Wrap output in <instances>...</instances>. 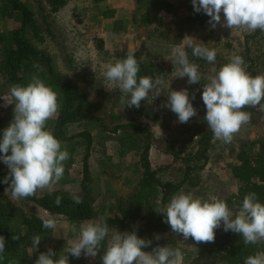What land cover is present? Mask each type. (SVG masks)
<instances>
[{"label": "trees", "instance_id": "16d2710c", "mask_svg": "<svg viewBox=\"0 0 264 264\" xmlns=\"http://www.w3.org/2000/svg\"><path fill=\"white\" fill-rule=\"evenodd\" d=\"M67 1L46 0L52 12L65 6ZM100 1L102 0H95V2ZM0 2L3 4V17L11 18L14 13H18L20 18L19 26L9 34L0 31V75L10 86L16 84L27 86L33 76H38L58 93L61 106L50 130L61 142L62 150H67L69 153L63 178L70 174L77 157L81 161L79 179L75 180L77 186L72 191L68 188H56L41 196L35 194L15 200L10 194L5 193L8 185L0 184V236L6 241L3 264H7L8 259H15L19 264H35L39 255L50 249L44 248L42 242L36 251L32 248L34 235L45 238L53 231L43 228V220L61 219L79 228L80 222L94 220L97 217L94 209L97 192L90 172V152L93 145L90 130L94 128L99 132L104 130L103 119L99 117L102 108L90 103L78 84L59 73L51 55L37 46V43L44 40L43 29L30 5L25 0H0ZM137 6L139 10L143 7H151L160 11H171L173 8L172 5L170 8L165 0H137ZM145 12L147 13V10ZM101 15L106 17L108 14L101 12ZM136 15V11L132 12L133 20H136ZM188 18L191 23L198 25L205 22L203 12L190 11ZM154 19H156L155 15L143 14L138 23L147 24ZM201 43L208 47L205 37ZM184 49L188 53L189 61L199 65V69L210 68V76L215 74L214 69L218 71L228 63L218 56L214 64L209 63L194 57L190 46ZM129 53L134 54L137 59V52L126 49L116 52L115 56L118 60H122L126 59ZM237 55L244 59L246 70L251 76L261 75L264 71V32L255 30L246 34L242 42H239ZM157 70L155 66L140 64L138 77L146 75L155 79ZM208 82L209 80L201 78L198 85L202 91L203 85ZM194 108L197 110V115L193 123L184 124L182 136L167 144L163 153L170 157V162L160 168H153L149 160L152 135L148 127L135 123L113 127V133L119 131L117 140L120 155L132 151L137 158L141 173L132 192L126 198H118L110 209L111 215L101 220L107 222L110 231L115 228L121 233L135 231L139 238L151 240L152 245L142 249L145 252H151L157 244L178 248L177 241L180 235L173 233L170 226L164 222V216L159 214V210L170 202L174 194L183 190L185 193H192L195 197L209 200L207 192L200 186L199 177L200 172L212 158L210 152L214 138L204 119L206 106L203 100H198ZM258 109L259 106L242 109L251 113V124L256 122L255 115ZM75 124H81L84 129L69 134V128ZM2 136L3 133H0V139ZM231 153L233 160L226 162L225 167L231 179L237 183V193L227 200V205L234 213L237 212V206L242 205L244 196L250 192L256 193L258 201L264 204V138L242 140L235 150H231ZM164 175L167 179L162 180ZM57 196L62 198L59 206L55 203ZM73 197H79L82 203L75 204ZM17 218L20 219L19 225L25 228L24 233L13 232L10 228L11 221ZM157 235L161 237L159 241L155 239ZM106 243L107 240L97 254L95 264H102L101 257ZM188 243L195 247V254L187 264H244L248 256L264 251V241L245 245L242 236L232 231L225 232L223 225L215 230L214 242L197 243L189 238ZM62 252H55L57 255L53 259H58ZM84 258L83 254L78 259L69 256V264H86Z\"/></svg>", "mask_w": 264, "mask_h": 264}, {"label": "clouds", "instance_id": "9594fccd", "mask_svg": "<svg viewBox=\"0 0 264 264\" xmlns=\"http://www.w3.org/2000/svg\"><path fill=\"white\" fill-rule=\"evenodd\" d=\"M192 6L196 13L203 12L210 17L208 23L213 29L220 25L231 30L246 27L264 32V0H192ZM189 46L194 57L215 63V49L203 43ZM174 55L173 67L178 77H187L189 85L199 83L202 78L199 65L189 61L184 47L177 45ZM140 64L135 55L129 53L126 59L116 60L115 63L109 61L103 66L105 79L118 86L122 93L120 102L127 108L139 109L150 93L165 86V81L159 77H138ZM213 71L215 74L203 85L204 119L213 132L214 140L231 143L241 127L251 121V113L242 109L259 106L260 110H264V74L251 76L239 55L232 56L230 62ZM10 93L15 100L14 118L0 139V153L3 154L0 161L9 169L3 181L8 185L5 193L10 194L12 199L21 200L34 196L38 190L52 191L63 178L69 153L62 150L61 142L52 131L46 130L47 122L61 106L58 93L38 76H33L27 86L13 85ZM167 96V102L162 107L175 113L179 123H187L197 115L187 88L180 91L169 88ZM61 199L57 196V206ZM73 200L77 205L82 203L79 197H73ZM237 209L234 213L224 200L216 197L205 200L181 190L159 210V214L164 216V222L172 232L182 236L184 241L192 238L197 243H212L215 241V230L221 225L225 232L232 231L242 236L245 245L264 241V204L258 201L257 194H246ZM42 226L54 230L56 221L45 219ZM72 231L76 234L75 239L59 254L58 259H53L57 254L48 249L39 255L35 264H69V256L78 259L82 254L94 259L106 240L102 264H183L184 261L181 250L169 245L157 244L151 252L143 251L152 245V241L139 238L135 231L121 233L115 228L109 238L110 229L103 220L85 221L79 229L73 225ZM160 238L159 235L155 237L157 241ZM41 239L40 235L33 236L32 248L35 251ZM5 245V238L0 236V264L5 261ZM7 264H19V261L8 259ZM244 264H264V251L248 256Z\"/></svg>", "mask_w": 264, "mask_h": 264}, {"label": "rangeland", "instance_id": "374dc122", "mask_svg": "<svg viewBox=\"0 0 264 264\" xmlns=\"http://www.w3.org/2000/svg\"><path fill=\"white\" fill-rule=\"evenodd\" d=\"M25 1L30 5L43 29L44 40L37 43V46L51 55L59 73L78 84L90 103L102 108L99 117L103 119L104 130L99 132L95 128L90 130L89 127L93 137L90 172L97 192L94 204L97 217L92 221L101 220L111 215L110 209L118 198H126L132 192L141 173L132 151L120 155L117 140L119 131L113 133V127L128 123L148 127L152 135L149 160L153 168H160L170 162V157L163 153L167 144L182 136L184 124H191L194 121L195 116L187 123H179L175 113L162 107L167 102L169 88L174 91L187 88L193 107L202 99V90L198 83L189 85L187 77L179 78L178 73L174 71L176 46L185 48L189 44L197 45L205 37L208 47L216 50V56L224 62H229L232 56L237 55L239 42L253 30L246 27L231 30L220 25L213 29L208 23L210 17L206 14L203 24L191 23L188 15L194 10L192 0H169L173 3L171 11L158 10L159 20L152 25H140L133 20L134 18L126 17L121 10L123 5H118L116 17L107 19L110 17L99 15L102 4L100 6L95 0H68L67 4L58 8L56 12H52L46 0ZM2 10L3 4L0 2V31L9 34L19 26V14L14 13L11 18H7L2 16ZM146 10L148 14L153 12L151 7L142 8V11ZM223 20L221 13L222 23ZM186 36L192 39L184 40ZM123 49L137 52V60L142 65L157 67L155 78L159 77L165 81V86L157 92L150 93L149 97L141 102L139 109L125 107L120 102L122 93L118 86L109 83L103 75L104 64L109 61L115 63L118 60L115 53ZM198 70L202 79L209 80L210 68ZM11 87L0 75V133L10 126L14 118L15 100L10 93ZM55 117L56 115L47 122L48 130L52 128ZM255 121L254 124L243 125L231 143L213 141L210 152L212 158L200 172L199 177L200 186L207 192L209 200L216 197L227 203V200L236 195L237 183L231 179L225 163L233 160L231 150H235L240 141L264 138V110L258 109ZM83 129L81 124L72 125L69 134H75ZM80 169L81 161L77 157L70 174L62 178L53 189L74 190ZM8 173V167L0 161V184ZM161 179L165 180L167 176L164 175ZM47 192L48 189L38 190L36 195L41 196ZM19 220L17 218L11 221L10 228L13 232L24 233L25 228L19 225ZM55 221L56 228L42 238L41 242L44 248L60 253L71 245L76 234L68 222L61 219ZM83 222H80L78 227ZM177 244L184 255L183 264H187L195 254V247L188 243V240L184 241L182 236L178 238ZM84 259L86 264L96 263V258Z\"/></svg>", "mask_w": 264, "mask_h": 264}, {"label": "crops", "instance_id": "0c3cea01", "mask_svg": "<svg viewBox=\"0 0 264 264\" xmlns=\"http://www.w3.org/2000/svg\"><path fill=\"white\" fill-rule=\"evenodd\" d=\"M165 1L169 6L170 5L173 6V3H171L169 0H165ZM95 3H99V5L102 4V6L100 5L101 6V12H103V13L105 12L106 15L108 14L107 17H110L107 19H113L114 17H116L115 13H117L116 9H117L118 5H120V6L123 5V9L121 7V10H123L126 17L129 16V18L132 19L133 18L131 16L132 12H135V11L137 12V15H136V23L137 24H140V23H138V21H139L140 16L143 14H147L148 16H154L155 15L156 19H154L153 22H151V23L140 24V25H152L156 20H159V18H158L159 15L157 13V11L159 9H152L153 12H151L150 14L145 13V11L139 10V8L137 6V0H102L100 2H95ZM140 6H141V4H140ZM170 8H171V6H170ZM101 12L99 13V15H101ZM102 15H101V17H102Z\"/></svg>", "mask_w": 264, "mask_h": 264}]
</instances>
